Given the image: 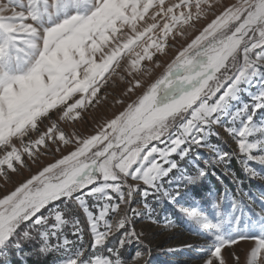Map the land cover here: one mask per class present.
Wrapping results in <instances>:
<instances>
[{
	"label": "snow or ice",
	"instance_id": "obj_1",
	"mask_svg": "<svg viewBox=\"0 0 264 264\" xmlns=\"http://www.w3.org/2000/svg\"><path fill=\"white\" fill-rule=\"evenodd\" d=\"M246 179L264 0H0V264H151L152 225L264 264Z\"/></svg>",
	"mask_w": 264,
	"mask_h": 264
},
{
	"label": "rangeland",
	"instance_id": "obj_2",
	"mask_svg": "<svg viewBox=\"0 0 264 264\" xmlns=\"http://www.w3.org/2000/svg\"><path fill=\"white\" fill-rule=\"evenodd\" d=\"M111 111L107 106H103L95 111L93 116H110ZM91 119L92 117H89V121ZM254 166L259 171V166ZM249 183L247 184L248 189L245 192L249 196L258 198L261 192H264V180L250 179ZM146 233V243L151 249V264H189V262L190 264H202V261L193 249L183 247L184 244H203L204 241L201 237L186 230H177L176 232L164 231L156 225L146 228ZM169 249L173 251H169Z\"/></svg>",
	"mask_w": 264,
	"mask_h": 264
},
{
	"label": "trees",
	"instance_id": "obj_3",
	"mask_svg": "<svg viewBox=\"0 0 264 264\" xmlns=\"http://www.w3.org/2000/svg\"><path fill=\"white\" fill-rule=\"evenodd\" d=\"M235 167L237 168V171L239 172V171H240L239 166L237 165V166H235ZM240 174H241V176L243 177V173H240ZM249 180H250V179H246V180H245V183H244V185H243L244 191H246V190L248 189L247 184L249 183ZM249 184H250V183H249Z\"/></svg>",
	"mask_w": 264,
	"mask_h": 264
}]
</instances>
